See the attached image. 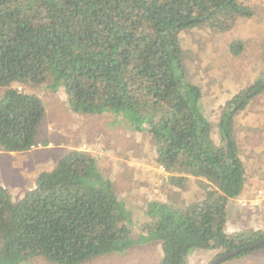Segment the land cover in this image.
<instances>
[{
  "label": "trees",
  "instance_id": "1",
  "mask_svg": "<svg viewBox=\"0 0 264 264\" xmlns=\"http://www.w3.org/2000/svg\"><path fill=\"white\" fill-rule=\"evenodd\" d=\"M254 13L239 0H0V150L52 143L42 127L44 103L25 90L46 85L62 89L72 112L122 116L149 137L154 162L168 173L165 185L192 181L202 190L184 204L153 195L136 240L131 211L95 158L64 148L17 200L0 184V264H80L152 241L158 264H188L194 251L215 258L264 238V229L225 230L228 202L246 181L235 118L264 93V68L243 80L235 73L242 85L234 91L216 88L223 102L214 133L182 45L187 29L236 30ZM246 49L244 39L233 40L227 55L243 57ZM261 249L264 243L227 259Z\"/></svg>",
  "mask_w": 264,
  "mask_h": 264
},
{
  "label": "rangeland",
  "instance_id": "2",
  "mask_svg": "<svg viewBox=\"0 0 264 264\" xmlns=\"http://www.w3.org/2000/svg\"><path fill=\"white\" fill-rule=\"evenodd\" d=\"M239 1L250 5L255 12L248 21L239 22L251 27L250 30L237 27L236 30L214 32L202 26L185 30L182 38L187 59L198 79L195 82L202 88V110L206 116L211 115L214 133L220 111L216 103L223 102V97L216 98V88L234 91L242 85L236 80L235 73L239 72L243 80L247 76L253 78L264 68V0ZM240 38L247 45L244 56L229 57V43ZM25 90L38 95L44 103L46 114L42 127L53 141L28 152L0 150V184L14 200L34 184L39 170L55 164L62 150L71 147L95 158L101 176L111 181L116 194L131 211L129 227L131 237L136 240L144 222L145 207L153 195L159 194L166 201L183 204L197 191L202 195V190L192 181L183 187L167 186L168 173L154 162L149 137L135 133L122 116L111 112H72L61 88L51 91L46 85H40ZM263 102L264 93L251 108L235 118L234 136L245 167L246 181L242 193L228 202L225 230L230 233L249 227L264 229V204L253 206L248 203L255 190L264 183V131L260 128ZM123 252L101 255L80 264H158L161 257L160 246L153 241L145 244L131 242ZM212 259L211 254L197 250L189 254L188 264H208ZM22 264L51 263L31 259ZM221 264H264V250L225 259Z\"/></svg>",
  "mask_w": 264,
  "mask_h": 264
},
{
  "label": "water",
  "instance_id": "3",
  "mask_svg": "<svg viewBox=\"0 0 264 264\" xmlns=\"http://www.w3.org/2000/svg\"><path fill=\"white\" fill-rule=\"evenodd\" d=\"M263 243H264V238H261L258 241H255V242L246 244V245L241 246V247L233 248V249L229 250L228 252H225V253H223V254L215 257L208 264H217V263H220L223 260L227 259L230 256H233L236 253H239V252H241L243 250H246V249H251V248L258 247V246L262 245Z\"/></svg>",
  "mask_w": 264,
  "mask_h": 264
},
{
  "label": "built area",
  "instance_id": "4",
  "mask_svg": "<svg viewBox=\"0 0 264 264\" xmlns=\"http://www.w3.org/2000/svg\"><path fill=\"white\" fill-rule=\"evenodd\" d=\"M248 203L253 206H262L264 204V183L255 190L253 198L248 200Z\"/></svg>",
  "mask_w": 264,
  "mask_h": 264
},
{
  "label": "crops",
  "instance_id": "5",
  "mask_svg": "<svg viewBox=\"0 0 264 264\" xmlns=\"http://www.w3.org/2000/svg\"><path fill=\"white\" fill-rule=\"evenodd\" d=\"M239 22H240V20L238 21L236 27H241V26H242V24H240ZM250 28H251V27H250Z\"/></svg>",
  "mask_w": 264,
  "mask_h": 264
},
{
  "label": "clouds",
  "instance_id": "6",
  "mask_svg": "<svg viewBox=\"0 0 264 264\" xmlns=\"http://www.w3.org/2000/svg\"><path fill=\"white\" fill-rule=\"evenodd\" d=\"M160 169H162L164 171V168H162L161 166H160Z\"/></svg>",
  "mask_w": 264,
  "mask_h": 264
}]
</instances>
